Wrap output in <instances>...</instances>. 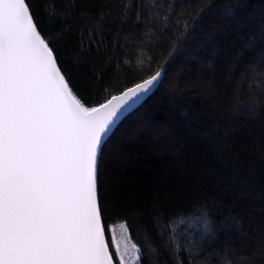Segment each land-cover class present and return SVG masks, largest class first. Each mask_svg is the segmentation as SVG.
<instances>
[{"label":"snow or ice","instance_id":"snow-or-ice-1","mask_svg":"<svg viewBox=\"0 0 264 264\" xmlns=\"http://www.w3.org/2000/svg\"><path fill=\"white\" fill-rule=\"evenodd\" d=\"M214 7L211 0H110L73 12L67 0H52L51 7L49 0H0V264H160L149 257L165 256L170 247L176 264H184L177 255L181 236L187 264H209V257H216L211 264H264V221L237 219L218 231L207 205L192 212L156 205L139 210L142 242L127 223L117 238L115 225L106 222L118 203L102 192L106 172L128 148L125 135H117L120 124L163 91L169 65L189 45L210 42L216 26L203 25ZM246 7L238 0L222 16L231 20ZM113 14L118 35L108 41L111 52H101L95 37ZM257 44L254 36L241 49L232 73L241 82L259 81L264 95V48L244 61ZM132 45L140 53L135 64L125 52ZM67 59L74 68L91 69L84 87L66 70ZM114 62L126 75L111 88L103 69Z\"/></svg>","mask_w":264,"mask_h":264},{"label":"trees","instance_id":"trees-1","mask_svg":"<svg viewBox=\"0 0 264 264\" xmlns=\"http://www.w3.org/2000/svg\"><path fill=\"white\" fill-rule=\"evenodd\" d=\"M67 2L73 5V12H83L110 0ZM237 2L211 0L215 7L203 26L211 28L213 24L209 22H214L216 34L205 45H189L187 53L169 65L163 91L138 106L120 124L117 135H125L127 153L108 168L102 188L106 199L112 200L115 195L118 201L115 215L108 218L106 214L110 229L115 225L116 231L127 223L133 237L142 242L137 216L139 210L153 205L166 210L187 208L188 212L207 205L218 231L230 230L237 219L253 225L264 221V95L259 81L241 82L240 74L232 73V65L239 63L238 54L254 36L257 47L244 61L258 56L264 48V43L259 42L264 27V0H243L246 9L231 20L224 19L223 10ZM40 20L47 25L43 12ZM105 23L108 26L99 29L103 35L95 39L101 44V52L110 53L108 41L116 39L120 20L114 14L106 15ZM47 32L52 37L56 35L51 28ZM125 52L133 64L140 58L135 45ZM118 58L127 63L119 53ZM65 63L66 70L75 74L77 83L84 87L91 69L74 68L70 59ZM102 69L99 63L96 71ZM115 69V62L112 69H103L106 78L112 77L111 88L122 83L126 75ZM253 103L256 111L251 110ZM105 207L112 210L111 205ZM112 234L110 231L109 240ZM179 247L177 255L187 264L183 236ZM173 250L170 247L165 256L149 259L176 264ZM215 259L209 257V264Z\"/></svg>","mask_w":264,"mask_h":264},{"label":"rangeland","instance_id":"rangeland-1","mask_svg":"<svg viewBox=\"0 0 264 264\" xmlns=\"http://www.w3.org/2000/svg\"><path fill=\"white\" fill-rule=\"evenodd\" d=\"M120 233H121V229H118L115 231L117 238L119 237ZM112 238H113V234H112Z\"/></svg>","mask_w":264,"mask_h":264}]
</instances>
